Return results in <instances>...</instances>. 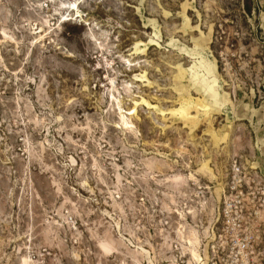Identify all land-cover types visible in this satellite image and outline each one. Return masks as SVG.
<instances>
[{
  "label": "rangeland",
  "instance_id": "1",
  "mask_svg": "<svg viewBox=\"0 0 264 264\" xmlns=\"http://www.w3.org/2000/svg\"><path fill=\"white\" fill-rule=\"evenodd\" d=\"M55 1L0 0V264L187 261L181 212L211 231L231 158L264 174V0H81L79 16ZM142 98L154 108L127 114ZM186 104L189 135L159 114ZM201 158L214 177L185 178Z\"/></svg>",
  "mask_w": 264,
  "mask_h": 264
},
{
  "label": "built area",
  "instance_id": "2",
  "mask_svg": "<svg viewBox=\"0 0 264 264\" xmlns=\"http://www.w3.org/2000/svg\"><path fill=\"white\" fill-rule=\"evenodd\" d=\"M225 166L217 217L200 252L205 264H264V174L238 157ZM185 261L176 257L177 264Z\"/></svg>",
  "mask_w": 264,
  "mask_h": 264
},
{
  "label": "bare ground",
  "instance_id": "3",
  "mask_svg": "<svg viewBox=\"0 0 264 264\" xmlns=\"http://www.w3.org/2000/svg\"><path fill=\"white\" fill-rule=\"evenodd\" d=\"M51 1V3L56 4L55 0H48ZM85 0H82V2ZM81 3V0H75L72 4H70L69 6L63 4L62 8L65 9V11L67 12H71L73 11V15L77 14L78 16L80 15L79 12V4ZM72 13H69L68 15H71ZM64 15V13H63ZM69 19L68 17H63L62 23H65L66 20ZM60 20V21H61ZM149 26V25H148ZM50 27L48 28H44V25L40 28V37H43L46 35V33H49ZM5 35V34H4ZM101 46V45H100ZM148 48H146L147 50H149L151 47L153 46H159L161 48V44L159 42H156L154 39H151V41L149 43H147ZM139 44L137 43L135 46V51L139 52ZM184 72V70L180 67V73L182 74ZM146 75H140L141 78H144ZM138 81H141V79H137ZM143 81H146V79H144ZM207 90V94L214 96L213 94V87L211 85L208 84V86L206 87ZM139 104H146L148 106H150L151 108H154V106L151 105V103L145 99L142 98L141 102L139 103L138 101L135 102V106L132 108H129V112L127 114L131 115V116H138V105ZM200 105L202 108H198V110H208L209 106L207 103H204L203 101H198L197 106ZM191 106L189 104L186 105H182L179 108H173L170 109L169 112H166L165 109L160 108V115L165 116L166 114H173V115H178V119H182L185 122V126L184 127H188L190 126V132H188L187 134H191V131L194 129L196 123H197V119L195 115H191L190 112ZM120 116L122 119V123L116 125V128H120L121 130H123L124 132H129L132 133L135 137L139 134L137 132V130L135 129V126L132 125L130 123V121L127 119V117H125L123 112H120ZM189 122H191L192 124L190 125ZM208 134L212 135V137L216 140L217 143H220L224 138L225 135H220L218 132H214L213 130L208 129ZM221 149V148H220ZM210 152V151H209ZM212 160L207 159V158H201L198 161V169L196 172L191 171L187 176H185V178H187L188 180H194L195 182H198L199 178L197 177L198 172H206V173H212V176L214 177V169L210 166V162ZM189 166V165H188ZM226 167V166H224ZM184 178V175H176L173 176L172 178H170V180H173L174 182L177 180H184V182H186V179ZM207 188H211L209 186H207ZM214 193H216V198L219 200L220 198V194H221V186H216ZM193 210H189L188 213H192ZM186 220V216L183 214V212H181L180 215V221H179V226L178 229H176V233H177V247L179 249H183L185 254L189 255V259L187 261V264H205L204 259L202 257V254L200 252V242H201V235H205V237H209L210 235V227H206L202 233H200V231L195 228L194 226H189V224L187 223ZM173 241H175L173 239ZM175 241V242H176ZM98 247L100 248V250L106 254H111L112 253V247H113V241H99L98 242ZM138 254H141L142 256L144 255L145 249L143 247V245H139L138 247ZM135 259V264H143V260L137 257H134ZM172 259V258H171ZM172 260L174 262V264H177L176 262V256H173ZM145 260V259H144ZM30 259L28 256H23L20 259V263L21 264H30ZM158 260L156 259V261H154L153 264H157Z\"/></svg>",
  "mask_w": 264,
  "mask_h": 264
},
{
  "label": "trees",
  "instance_id": "4",
  "mask_svg": "<svg viewBox=\"0 0 264 264\" xmlns=\"http://www.w3.org/2000/svg\"><path fill=\"white\" fill-rule=\"evenodd\" d=\"M244 7L248 12H251L252 9L251 0H244Z\"/></svg>",
  "mask_w": 264,
  "mask_h": 264
}]
</instances>
